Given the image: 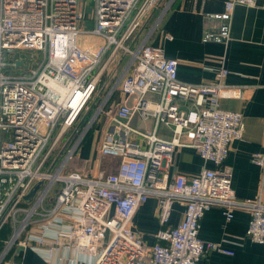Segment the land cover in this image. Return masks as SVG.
Wrapping results in <instances>:
<instances>
[{
    "label": "built area",
    "instance_id": "built-area-1",
    "mask_svg": "<svg viewBox=\"0 0 264 264\" xmlns=\"http://www.w3.org/2000/svg\"><path fill=\"white\" fill-rule=\"evenodd\" d=\"M174 1L92 0L89 19L86 0H0V230L14 224L10 245L35 241L31 246L48 258L58 247L75 248L96 264H201L212 251L232 253L200 237L213 206L227 219L246 209L248 238L264 244V202L236 196L227 164L232 142L246 128L242 111L220 104L231 92L229 69L222 66L209 84L182 82L179 60L148 40ZM239 4L257 0H226L223 11L209 14L217 25L203 41L230 40ZM88 21L91 30L83 28ZM103 83H110L106 96ZM99 116V155L118 159L116 169H77L72 162ZM135 120L150 124L138 127ZM184 147L215 167L170 177V163ZM252 159L264 168V151ZM151 198L160 228L148 244L133 222ZM174 202L185 209L171 225ZM38 222L67 233V243L59 234L27 235Z\"/></svg>",
    "mask_w": 264,
    "mask_h": 264
},
{
    "label": "crops",
    "instance_id": "crops-1",
    "mask_svg": "<svg viewBox=\"0 0 264 264\" xmlns=\"http://www.w3.org/2000/svg\"><path fill=\"white\" fill-rule=\"evenodd\" d=\"M225 2L175 0L148 40L151 44L163 46L168 57L179 60L178 79L182 82L209 84L214 81L218 69L222 66L229 69L225 82L231 86V92L221 97L220 104L226 109L242 111L246 123L243 137L232 142L227 158V164L233 168L232 188L239 198H260L264 202V168L252 159L255 152L264 151V0H257L256 6L239 4L235 7L231 37L227 43L203 41L205 30L217 25L209 14L223 11ZM156 16L157 12H154L147 19L141 37L149 31ZM119 99L120 95H117L116 100ZM138 121L135 120V125ZM102 137L103 134L94 165L92 162L91 165H77V169H99ZM205 167L213 168L215 164L206 162L195 148L184 147L177 149L168 173L170 177L178 172L193 176ZM112 168L116 169L115 166ZM184 209L183 203L174 202L171 225L182 220ZM157 212V201L151 198L138 209L134 218L133 228L148 244L155 242V234L160 228ZM233 214L231 219H227L221 207L213 206L203 216L200 237L205 241L219 242L232 253L212 251L201 264H264V244L247 236L249 212L237 208ZM43 225V222H38L30 226L27 235L29 232L36 236L47 232V240H51L59 234L62 242L67 243V233L57 234L53 229H43ZM13 233L12 222L0 230V264L17 261L27 264H96L93 256L75 248L58 247L48 258L45 252H38L31 246L35 241L27 245L19 242L10 245Z\"/></svg>",
    "mask_w": 264,
    "mask_h": 264
},
{
    "label": "rangeland",
    "instance_id": "rangeland-1",
    "mask_svg": "<svg viewBox=\"0 0 264 264\" xmlns=\"http://www.w3.org/2000/svg\"><path fill=\"white\" fill-rule=\"evenodd\" d=\"M85 14L89 19L92 18V15H93V2H92V0H86V2H85ZM93 26H94L93 22L88 21L87 23L86 22L84 23L83 28L87 29V30H91V29H93ZM108 85H110V83L107 85H104V83L102 84V86L100 88L102 90L101 94L106 96V94L108 92L107 90L110 89V86H108ZM115 97H116V94L114 95L113 100L115 99ZM92 108L93 109L91 110L90 114L85 118V123L88 122L91 119L92 115H94V113H95L96 107H92ZM99 117L97 118L98 122L94 125V127L89 132L88 136L86 137L85 141L82 144L83 146L85 145L83 148L82 154H81V148H82V146H81L80 151H79V155L72 162V166L75 168L77 167V165L79 166L82 164H85V165L90 164L91 165V162H92V165H94L93 160L97 156L98 144L100 142V138H101V136L103 134V130H104L103 125H102L104 118L102 119V117H100V118ZM141 122H142L141 120L138 121L136 126H138V127L142 126L145 128L146 123L142 122L143 123L142 124ZM133 124L135 125V123H133ZM117 160L118 159H116V158H113V159L107 158V157L101 158V156H100L99 160H98V164L101 165V167L105 171H112V170H114L112 168V166L113 167L117 166ZM84 168H85L84 170L87 169V167H84ZM57 192L58 191L55 190L54 194H57Z\"/></svg>",
    "mask_w": 264,
    "mask_h": 264
}]
</instances>
